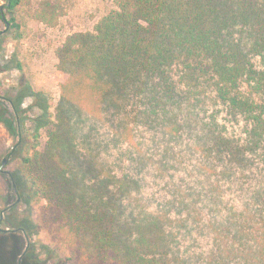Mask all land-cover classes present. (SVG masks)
Wrapping results in <instances>:
<instances>
[{"label": "trees", "instance_id": "16d2710c", "mask_svg": "<svg viewBox=\"0 0 264 264\" xmlns=\"http://www.w3.org/2000/svg\"><path fill=\"white\" fill-rule=\"evenodd\" d=\"M105 1L115 8L57 51L58 69L68 79L55 120L29 82L20 81L15 96L0 98V124L16 138L9 154L16 159L9 174L13 191L24 196L30 188L39 210L37 224L12 227L0 219V264H24L35 247L28 239L41 230L57 231L72 245L66 264H166L148 257L139 242L136 247L128 226L114 215L105 185L85 184L82 151L94 162L97 147L91 148L84 130L89 120L82 119L83 91L92 97L96 122L108 117L119 129L132 125L174 139L195 138L212 193L222 196L228 183L250 195L229 218V236L222 238L228 252L241 251L244 264H264V0ZM22 11L55 28L67 4L7 0L0 19L19 37ZM12 61L24 72L16 55ZM29 95L37 102L24 107ZM212 106L219 111L203 117ZM235 125L244 126L241 133ZM109 180L118 181L112 174L102 181Z\"/></svg>", "mask_w": 264, "mask_h": 264}, {"label": "rangeland", "instance_id": "374dc122", "mask_svg": "<svg viewBox=\"0 0 264 264\" xmlns=\"http://www.w3.org/2000/svg\"><path fill=\"white\" fill-rule=\"evenodd\" d=\"M65 1L67 15L55 28L27 19L22 11L23 32L19 37L0 19V67L3 69L0 98L15 96L20 81L29 82L34 96L43 95L48 101L53 120L63 100L62 85L68 79V75L58 69V49L69 36L92 31L99 20L115 8L112 1L105 0ZM6 5L7 0H0V8ZM15 55L23 64L24 72L11 67ZM78 93L84 102L82 119L89 120V124L84 125L85 133L90 134L94 143L91 148L97 147L92 152L97 156L94 162L82 151L85 184L87 187L106 186V194L112 195L116 204L114 215L119 224L128 226L136 247L139 242L148 257L166 264H244L239 257L241 251L229 253L222 238L229 236L226 232L229 218L244 208L249 193L228 183L222 196L212 193L214 183L201 171L204 163H200L195 138L174 139L171 134L163 136L160 132L157 135V131L132 125L119 129L108 117H98L96 122L90 93ZM33 97H26L23 106L37 102ZM217 111L219 108L212 106L208 114L202 116L208 117ZM24 115L31 117L29 112ZM234 128L241 133L244 126ZM40 134L44 146L48 140L46 130ZM15 145L14 133L0 124V219L12 227L27 222L37 224L39 212L32 204L30 188L24 196L13 191L9 174L16 166V159L12 162L9 154ZM165 150L169 151L168 159L163 156ZM6 158L8 162L2 168ZM88 163L91 173H86ZM109 174L118 181H102ZM61 239V234L51 230L30 236L28 244L32 242L35 247L24 264H66L73 248Z\"/></svg>", "mask_w": 264, "mask_h": 264}, {"label": "water", "instance_id": "95a60500", "mask_svg": "<svg viewBox=\"0 0 264 264\" xmlns=\"http://www.w3.org/2000/svg\"><path fill=\"white\" fill-rule=\"evenodd\" d=\"M0 37H1V34H0ZM7 162H8V158H6V159L3 161L2 168L7 164ZM2 231H3V232H8L9 229H2ZM23 256H24V255H23ZM23 256L21 257L20 262H22Z\"/></svg>", "mask_w": 264, "mask_h": 264}]
</instances>
